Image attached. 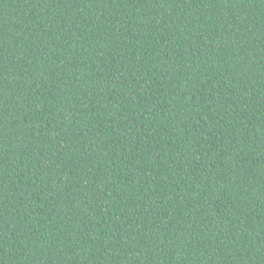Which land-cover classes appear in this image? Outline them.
<instances>
[{"label": "trees", "instance_id": "16d2710c", "mask_svg": "<svg viewBox=\"0 0 264 264\" xmlns=\"http://www.w3.org/2000/svg\"><path fill=\"white\" fill-rule=\"evenodd\" d=\"M0 264H264V0H0Z\"/></svg>", "mask_w": 264, "mask_h": 264}]
</instances>
